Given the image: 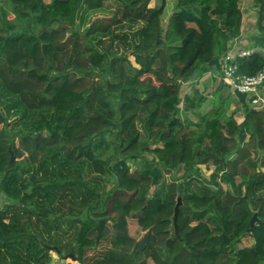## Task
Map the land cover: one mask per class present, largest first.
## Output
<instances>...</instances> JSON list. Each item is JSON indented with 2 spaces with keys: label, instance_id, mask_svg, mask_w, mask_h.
I'll list each match as a JSON object with an SVG mask.
<instances>
[{
  "label": "trees",
  "instance_id": "obj_1",
  "mask_svg": "<svg viewBox=\"0 0 264 264\" xmlns=\"http://www.w3.org/2000/svg\"><path fill=\"white\" fill-rule=\"evenodd\" d=\"M151 1L9 0L12 19L0 9V193L13 200L0 207V264H50L45 245L79 264H264V111L238 93V122L222 98L202 112L200 89L181 96L223 67L243 0ZM253 1V50L229 61L246 75L264 70V0ZM204 164L225 186L199 179Z\"/></svg>",
  "mask_w": 264,
  "mask_h": 264
},
{
  "label": "rangeland",
  "instance_id": "obj_2",
  "mask_svg": "<svg viewBox=\"0 0 264 264\" xmlns=\"http://www.w3.org/2000/svg\"><path fill=\"white\" fill-rule=\"evenodd\" d=\"M173 2L174 1H170V5L167 9L165 18H167L170 12L172 11ZM155 4H156V0H152L151 6H154ZM241 8L243 11V20H244L243 28H242V36L239 39H237L231 46V52L233 54L236 53V57L240 52H247L248 54L251 53L253 50L252 48V44L254 42L253 38L259 34L256 23L257 7L255 6L254 1L243 0L241 2ZM0 9H2L1 10L2 12L4 11L8 12L7 14L8 19L14 18V14L12 13V7L11 4L9 3V0H0ZM96 17H103V15L99 14ZM131 59L134 61V58ZM221 65L219 70H211L210 72L204 73L190 82L184 83L181 89V96L183 97L185 94H193L194 89L196 88L200 89L207 97V101L202 106V112H206L213 106L215 97L222 98L226 102L225 105L227 108V112L228 113L235 112V117L238 120V122H242L245 114V108L243 104L244 102L242 101L241 97L238 95V92H236L231 85H229L224 81L221 72V70H223V67H221ZM262 92L264 93V88H262ZM250 99L251 96L247 95L245 99V103L251 104ZM218 104H220V100ZM181 116L183 118L188 117L193 120H197V117L194 116L192 113L182 112ZM106 154L110 155V152H107ZM260 155L264 156V151H260ZM152 157H153L152 154L145 153L144 155H142L140 159L136 160L137 163H135L132 160H129L127 161V164H129L131 170H135L137 167L139 168L143 167V163H144L143 160H151ZM197 168L199 170L198 177L199 179L203 180L204 183H207L210 186H216V184H221L222 186H225V182L222 180V176H221L224 172L223 170H219L215 175L214 173L217 170H216V166L213 164L199 165ZM181 174L182 173H178L176 178H179L178 176H181ZM165 175L167 176V174ZM10 203H13V200L8 198L5 194L0 193V207H4L5 205ZM129 225H130L131 235L136 239L141 238L144 232L140 229L137 219L136 218L130 219ZM242 243L245 245H251L253 243V240L250 236H246L243 238ZM105 247H106V243L99 245L98 248L95 250H88L86 253L87 260H90L95 255L101 254L104 251ZM50 254L52 256V261L50 262V264H67V263L79 264L77 259L72 260L71 258L67 257L68 254H63L61 252L60 254H57L54 250H51Z\"/></svg>",
  "mask_w": 264,
  "mask_h": 264
},
{
  "label": "built area",
  "instance_id": "obj_3",
  "mask_svg": "<svg viewBox=\"0 0 264 264\" xmlns=\"http://www.w3.org/2000/svg\"><path fill=\"white\" fill-rule=\"evenodd\" d=\"M247 52H240L239 56H244ZM236 58V53H228L224 57V66L222 70V77L226 83L231 85L238 93L251 96L250 102L253 108L264 111V70L254 75L240 74L238 66L229 61Z\"/></svg>",
  "mask_w": 264,
  "mask_h": 264
},
{
  "label": "water",
  "instance_id": "obj_4",
  "mask_svg": "<svg viewBox=\"0 0 264 264\" xmlns=\"http://www.w3.org/2000/svg\"><path fill=\"white\" fill-rule=\"evenodd\" d=\"M156 4L158 6H162L163 5V0H156ZM180 205H181V197L178 198V201L175 205V213H174V223H175V228H176V231H177V218H178V213H179V208H180ZM255 220H256V215L253 216L252 220H251V225H253L255 223ZM46 247H48L49 249L51 250H54L57 254H60V249L56 246V245H45ZM67 257L71 258L72 260H76V257L70 253L67 255Z\"/></svg>",
  "mask_w": 264,
  "mask_h": 264
},
{
  "label": "crops",
  "instance_id": "obj_5",
  "mask_svg": "<svg viewBox=\"0 0 264 264\" xmlns=\"http://www.w3.org/2000/svg\"><path fill=\"white\" fill-rule=\"evenodd\" d=\"M109 5L111 6V8H114V6H115V2H114V0H109ZM229 52H231V50L229 51ZM228 52V53H229ZM210 72V71H209ZM208 73V72H207Z\"/></svg>",
  "mask_w": 264,
  "mask_h": 264
}]
</instances>
